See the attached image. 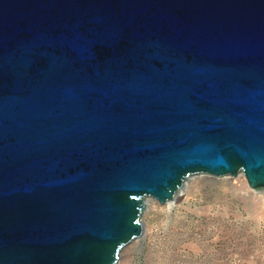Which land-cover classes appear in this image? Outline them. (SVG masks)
<instances>
[{
    "label": "water",
    "instance_id": "1",
    "mask_svg": "<svg viewBox=\"0 0 264 264\" xmlns=\"http://www.w3.org/2000/svg\"><path fill=\"white\" fill-rule=\"evenodd\" d=\"M203 173L264 191V0H0V264H119Z\"/></svg>",
    "mask_w": 264,
    "mask_h": 264
},
{
    "label": "rangeland",
    "instance_id": "2",
    "mask_svg": "<svg viewBox=\"0 0 264 264\" xmlns=\"http://www.w3.org/2000/svg\"><path fill=\"white\" fill-rule=\"evenodd\" d=\"M119 264H264V191L246 176L193 175L172 203L147 198Z\"/></svg>",
    "mask_w": 264,
    "mask_h": 264
},
{
    "label": "bare ground",
    "instance_id": "3",
    "mask_svg": "<svg viewBox=\"0 0 264 264\" xmlns=\"http://www.w3.org/2000/svg\"><path fill=\"white\" fill-rule=\"evenodd\" d=\"M186 185V184H185ZM185 187V186H184ZM184 187L179 191V193L184 189ZM178 193V194H179ZM173 201H169L168 203H172Z\"/></svg>",
    "mask_w": 264,
    "mask_h": 264
}]
</instances>
